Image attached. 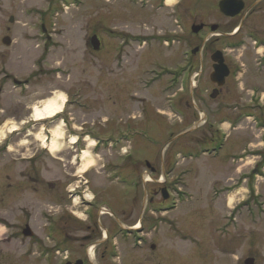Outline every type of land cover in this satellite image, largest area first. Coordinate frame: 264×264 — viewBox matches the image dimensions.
<instances>
[{
	"label": "rangeland",
	"instance_id": "rangeland-1",
	"mask_svg": "<svg viewBox=\"0 0 264 264\" xmlns=\"http://www.w3.org/2000/svg\"><path fill=\"white\" fill-rule=\"evenodd\" d=\"M219 1L183 0V8L189 11L184 15V24L183 20L177 21L171 7L167 9L162 6L161 0H57V3H47V0H0V61L4 59L1 50L6 49L2 39L6 35V28L10 27L14 44L6 50L17 48L15 52L22 58L7 57L4 63L11 69L23 68L24 75L32 72L34 103L29 104L42 109L43 101L57 94L67 95L69 100L65 108L66 120H48L49 128L47 125L44 127L53 133L54 128L63 123V140L58 142L57 152L50 154V159H40L35 164L39 169L34 180L21 177V172L24 175L28 173L27 164L11 161L12 146L10 150H2L0 239L3 241L0 242V264H42L38 263L39 259L24 258V252L31 248L29 238L22 237L25 224L36 235L59 237L64 231L60 223L62 214L65 212L82 225L83 220L88 218L86 210L93 211L88 202L96 201L99 206L112 197L111 203L108 202L109 208L114 216L126 220L128 224L149 216L150 208L143 212L147 195L143 202V190L134 188L135 184L131 181L124 183L134 180V171L149 169L144 161H148L160 174L165 170L163 182L170 188L172 207L165 209L168 202L163 205L162 212L167 214L160 217L163 224L161 236L155 239L156 260L149 263L245 264L248 258H254L255 264H264V214L254 205L260 200H251L231 212L229 209L237 199L230 201L228 194H225L231 190L233 192L229 196L240 198L245 195V185H254L259 191V198L263 199L260 202H264V174L260 173L256 178L252 175L253 168L260 160L264 171V137L254 121L264 123V48L256 47L259 52L254 50L256 40L247 34V24L250 22L264 31L263 20L248 18L238 36L224 38L218 45L221 50L225 49L226 62L238 68L239 81L231 95L211 102L212 105L230 107L221 115L219 105L215 111L210 110V118L216 120L214 130L206 124L204 115L207 116L209 110L205 113V104L199 97L209 85L207 72L206 77L205 74L202 77L197 74L190 76L193 86L185 98L190 102L188 110L194 112L196 117L183 123L179 119L180 114L174 112L183 99L175 102L176 90L173 88L186 89L189 85L184 73L185 59L191 58L186 53L192 48L186 42L193 38L188 24L194 21L198 25L201 22L230 25L215 10ZM52 5L58 8V13L51 15L49 26L56 31L51 32L50 41L45 43L39 35L32 40L25 39L23 29L37 25L35 18L28 17L29 14L48 12L46 10ZM19 9L26 10L28 18L22 15L15 17ZM11 17L19 20V23L11 22ZM239 20L236 19V22ZM112 29L115 30L109 33ZM37 34L34 31V35ZM93 35L101 39L103 51L92 50L89 44ZM164 35L169 37L163 39ZM200 36H194L193 45L198 44ZM256 37L264 39L262 35ZM128 41L129 49L124 45L120 47L121 42L126 44ZM37 44L44 48L43 56L41 48H35ZM117 48L119 52L115 55ZM205 58L202 51L195 55L196 69ZM12 86L8 85L14 91ZM254 88L258 92L253 96ZM40 99L43 101H37ZM206 100L209 102L208 97ZM247 105H253L248 111L252 112L254 119L243 118L236 130H230V125L217 127L221 119L235 121L239 115L236 114L238 110L234 113L236 115L232 114L233 110H242ZM142 111L149 113L147 124L150 126L139 117ZM13 113L15 117H12ZM23 121L27 122L28 119L23 118L20 108L10 109L6 119H0L3 135L0 144H11L8 141L11 137L9 131L24 128L25 125L19 123ZM126 122H131L132 132L142 126V137L150 134L149 140L139 139L137 135L125 138L124 135L132 133L124 131ZM70 125L83 129L84 133L73 134ZM217 129L230 135L225 147L215 158L213 155L203 156L200 146L206 142H198L199 138L205 134L215 138ZM189 130L193 131L184 135ZM39 132L38 137L44 145L45 135L43 130ZM99 138L108 141H100ZM77 140L78 145H73ZM187 148L190 149L184 150ZM132 149L131 159H127L126 155ZM196 150V158H201L197 162H183L177 169L170 165L174 157L182 162V156H176L179 151H194L195 154ZM82 151H87V155L83 157ZM183 156L188 157L186 154ZM85 170L90 171L86 173ZM155 179L151 181L145 177L143 185L149 189L150 185L156 184L155 181H160ZM43 181L48 194L46 198ZM17 186L19 190H16ZM235 186L240 188L237 190ZM83 190L84 198L78 197V192ZM44 217L50 221L49 233ZM79 223L68 222L65 227L70 245L75 240H79L78 244L82 243L80 238L84 233L80 232L83 228ZM125 240L116 245L118 250L114 260L101 257L98 249L94 255L93 251L89 253L88 261L92 264L144 262L147 251L137 248L139 239Z\"/></svg>",
	"mask_w": 264,
	"mask_h": 264
},
{
	"label": "flooded vegetation",
	"instance_id": "flooded-vegetation-1",
	"mask_svg": "<svg viewBox=\"0 0 264 264\" xmlns=\"http://www.w3.org/2000/svg\"><path fill=\"white\" fill-rule=\"evenodd\" d=\"M162 4L166 0H161ZM48 3H57V0H47ZM245 2V10L242 11L240 15L233 19H229L226 17H223V21H228L230 25H225L223 22L220 24L218 23H204L201 22V25H204V29L202 32H205L204 36L201 38H198V44L193 45L194 36L190 42H186V45H192V48L187 52V56H190L191 58H186V68L184 67V73L188 75V81L189 85L187 87L186 92L184 90L175 89L176 93L174 94L175 102L179 99V103L181 104L179 107H176L181 112V118L183 123L188 122L189 120H193L196 115L194 112H190L188 110V106H190V102L186 101V98L188 95L186 93L190 94L191 90V81L190 76L194 75L196 71V60L195 55L199 54L200 51L204 53L205 59L202 60L201 63H199L200 67L198 68L201 75L199 77H202L206 72L208 79V87L203 95L199 96L201 101L205 104L204 108H206L205 113L207 114V120L206 124L208 128L211 130H214V126L216 124V120L214 121L213 117L210 118L211 112L210 110H216L219 105V115H221L225 111L230 110L229 105H226L225 108L222 107L221 104L218 105H212L214 100L221 99L227 94L231 95L232 89H237V81L238 80V68H234L233 66L228 65V68L230 70V76L226 79L225 85L223 87H219L217 84L212 83L211 81V75L213 74L215 70V65L212 62V56L213 54L220 50L221 42L224 38L230 37V36H238L242 29L245 26V21L248 18L254 17L256 21H264V0H244ZM183 0H175L174 5L171 7L172 13L178 16H181V20L184 21V15L186 13H189L188 10L183 8ZM159 5V4H158ZM167 9H169L168 6H166ZM183 8V9H182ZM217 11V9L215 8ZM51 12V10H50ZM25 16L27 17V11L26 10H17L15 12V17L19 16ZM35 18L36 24L33 27H26V29H23L22 36L27 40H32V38L36 36H40L44 39L45 43L46 41H50L51 39V32L52 29L48 26V21L50 19L49 12H38L37 15H33V13H30L28 17ZM27 17V18H28ZM221 17V18H222ZM13 21L19 23L18 21H14V17L11 18ZM32 19V20H33ZM236 19H240L238 23L236 22ZM242 22V23H241ZM189 29L192 28L194 25H197L194 23H189ZM239 28L237 31V34H232L236 31V29ZM227 30V31H226ZM34 31H36L38 34L34 35ZM219 33L220 35H216ZM13 34V31L10 27L6 28V35L3 37L2 41L5 38H8L12 41V44L6 47L7 50H9L14 42L11 39L10 35ZM127 34V33H125ZM247 34L251 35L252 37H255V47L254 50H257L259 52L260 47L264 48V39H258L256 36L262 35L264 38V31L258 28L257 24L250 22L247 24ZM167 35L163 36V39H166ZM227 39V38H226ZM17 44V43H16ZM3 46V47H4ZM128 47L129 49V41L124 45ZM36 49H40L41 45L37 44L35 46ZM46 48V45H45ZM6 49L1 50V57L3 61H0V119L5 120L8 114V111L16 110L20 108V110L23 113V118L28 119V121L19 122L22 125H25L24 128H18L12 137L8 140L11 142V144L4 143L0 146V160H3V152L2 150L7 149L10 150V146H12V153L11 154V161L15 164H18L19 162H23L24 164H27V175H24V172L22 173V178L34 180L35 175H38V169L35 164L38 163L40 159L48 160L50 159V154L47 150V147L43 146V143L39 139L38 135L40 134V130H43L44 127L47 125L48 128L50 125H48V122H43L37 124L33 120V106L30 103H34L32 101L33 94H34V88H33V74L32 72L29 74L24 75L23 68L18 69H11L7 64H5V58L12 59V56H15L17 59L22 58V55L17 54L15 50L12 49L11 51H7ZM103 51V48L102 50ZM100 51V52H101ZM119 49L117 48L115 50V55H118ZM24 55V52H23ZM4 63V64H3ZM10 69L12 71H10ZM206 77V74L204 75ZM9 84H13L12 89L8 87ZM239 88L241 89V86L239 84ZM242 90V89H241ZM182 91L183 94H179ZM258 92L257 88H254L253 90V96ZM14 94V95H13ZM209 98V102L206 100V98ZM191 107V106H190ZM238 107V106H237ZM253 105L246 106V108H251ZM239 110L238 108H235L232 112V114L235 113V111ZM179 111H176V114H178ZM210 113V114H209ZM200 113H198L199 116ZM65 116V113L62 114V118ZM141 119H143V122H146L147 119H150L149 113L145 114L143 111L139 114ZM16 115L13 113L12 117H15ZM160 119V115L158 116ZM130 118V116H129ZM131 119V118H130ZM196 120V119H195ZM161 121V120H160ZM199 121V118L197 119V122ZM162 122V121H161ZM131 122H126L125 124V131L132 132L131 125L129 124ZM219 123L223 125L225 122L224 120H220ZM150 126V125H148ZM142 126L138 127V129L133 130V134H139L143 135L144 133L141 131ZM47 128L45 134L46 139L44 143L47 144L49 141V129ZM215 138L212 137V135H203L201 138H199L198 142H214L216 139H218L219 131L218 129L215 131L214 134ZM145 137L150 138V134L146 135ZM172 137V136H171ZM42 147V148H41ZM78 151V148H77ZM76 151V152H77ZM133 149L130 151V155L128 156L129 159L132 157ZM30 164V166L28 165ZM146 165V164H145ZM148 167V166H147ZM149 169L147 171H134L133 178L134 180H131V183L133 182L135 184L136 189H142L143 190V202L146 198L145 206L147 208H150V214L149 216H143L138 219V221L134 224H128L126 220H120L116 216H114L112 210L109 208V203H111L112 197L108 199L107 203H103L101 205H97L96 201L89 202L87 205L93 209V211L88 212V218L84 219V224H80L78 221H76L72 216H69L65 212L62 214V217L60 218V223L63 225L64 231L62 235H59V237H52L50 234L45 236L40 235H33L28 242V245L31 247L28 251L24 252V258L26 259H39L38 263L42 264H76L79 261H82L83 264H92L88 261L89 253L93 251V255L97 252L99 249V254L101 257H109L110 259L114 260L116 257V253L118 250V242H124L126 241L125 238H130L133 240L134 238L139 239L137 248L140 251H147V255L145 257V261L141 262L145 264H152L149 262H152V260H156V248H157V237L161 236V229H162V221L160 219L159 213L162 210V207L165 203L169 201L163 199V183L160 181H155L156 184L153 186L150 185V188L147 189V185H143V179L145 177H148L151 181L153 179L158 180L160 179L161 174L157 171V169L149 166ZM165 171V170H164ZM1 174V172H0ZM18 177V176H17ZM148 180H146L147 182ZM29 184L30 181H28ZM152 186V187H151ZM16 190H19V187H15ZM43 194L45 195V198L48 197L46 184L43 181L42 183ZM3 187L2 183L0 181V204L3 202ZM85 190L80 192L79 197L85 196ZM139 197V194H137ZM136 199V198H135ZM106 208L107 210H105ZM89 209V208H88ZM110 210L112 214L105 213V211ZM72 215H75L73 212H70ZM47 215V214H46ZM48 216V215H47ZM103 217V218H102ZM73 218V219H72ZM45 227H47L46 231L50 232V221L48 218L44 217ZM69 223L73 224H80L81 228H83V231H80L81 233H84L83 236L80 238L82 240V243H79V240H75L73 242V245L68 244L67 242V235L65 231V227ZM28 224H25V226ZM156 239V240H155ZM3 240L0 239V242ZM25 242V241H23ZM76 245V246H74ZM154 255V257H152ZM61 259V260H59ZM254 260V258H248Z\"/></svg>",
	"mask_w": 264,
	"mask_h": 264
},
{
	"label": "water",
	"instance_id": "water-1",
	"mask_svg": "<svg viewBox=\"0 0 264 264\" xmlns=\"http://www.w3.org/2000/svg\"><path fill=\"white\" fill-rule=\"evenodd\" d=\"M220 8L222 13L225 16L228 17H235L238 15L242 9L244 8V4L242 3L241 0H222L220 3ZM203 26H196L193 27V32L194 33H199L200 30H202ZM9 44V42H7ZM91 44L94 48V50H99L100 48V42L98 41L97 37H93L91 40ZM213 61L217 64L216 65V70L215 73L212 75V81L214 83H218L219 86H221L225 78L229 75V71L224 64V59L223 56L220 52H217L213 56ZM164 194H166V190H164ZM166 198V195L164 196ZM24 236L29 237L33 233L30 230V228L27 226L26 229L23 231ZM81 264V263H79ZM246 264H253V260H248Z\"/></svg>",
	"mask_w": 264,
	"mask_h": 264
},
{
	"label": "bare ground",
	"instance_id": "bare-ground-1",
	"mask_svg": "<svg viewBox=\"0 0 264 264\" xmlns=\"http://www.w3.org/2000/svg\"><path fill=\"white\" fill-rule=\"evenodd\" d=\"M166 1L168 5H171V3L173 2V0H166ZM65 97L66 96L64 94H57L43 101L42 109H39L38 107L33 108V118L35 119V121L42 122L45 120H50L61 114L64 105L66 103ZM61 128H62V124H58V126L55 127L54 130L52 131L53 139L50 145L47 146L52 154L57 152L58 142H60L63 139V132ZM14 130L16 129L13 128L12 131ZM2 137L3 135L2 132L0 131V138ZM82 155L83 157L86 156L87 151H84ZM233 198L234 196L230 197V201L233 200Z\"/></svg>",
	"mask_w": 264,
	"mask_h": 264
}]
</instances>
